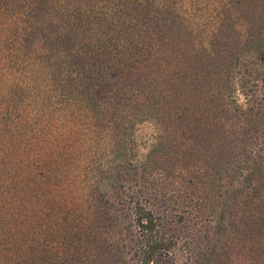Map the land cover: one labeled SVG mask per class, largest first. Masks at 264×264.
Returning <instances> with one entry per match:
<instances>
[{
  "label": "trees",
  "instance_id": "1",
  "mask_svg": "<svg viewBox=\"0 0 264 264\" xmlns=\"http://www.w3.org/2000/svg\"><path fill=\"white\" fill-rule=\"evenodd\" d=\"M135 1L152 13L125 16L123 0H0V186L18 191L16 204L32 195L41 206L37 219H44L40 208L55 219L39 225L40 255L58 249L53 258L66 256L62 248L77 236L61 219H80V247L103 262L157 264L173 255L174 264H199L203 258L196 213L180 200L192 167L173 160V144L164 140L192 115L188 95L170 94L188 78L168 66L142 74L136 56L160 55L151 26L175 8L167 0ZM137 36L145 48L132 42ZM144 122L160 133L146 154L136 141ZM251 150L264 171V136ZM78 173L80 199L71 191ZM253 183L245 178L235 190L230 206H238L237 214L259 207L264 190Z\"/></svg>",
  "mask_w": 264,
  "mask_h": 264
},
{
  "label": "rangeland",
  "instance_id": "2",
  "mask_svg": "<svg viewBox=\"0 0 264 264\" xmlns=\"http://www.w3.org/2000/svg\"><path fill=\"white\" fill-rule=\"evenodd\" d=\"M122 4L125 16L152 13L150 6L135 0H123ZM167 4L175 8L171 10L174 14L165 12L163 21L157 27L151 26L155 29L154 41L162 45L160 55L154 57L148 51L136 56L143 63L142 74L168 66L180 78H188L186 84L173 85L170 94L188 95L192 115L182 119L183 126L177 122V134L171 138L164 134V140L170 139L173 144L174 148H168L173 160L192 167L180 200L184 209L195 211L199 223L195 231L203 254L199 264L209 263L215 242L216 253L210 264H264V196L259 199L261 206L246 208L243 216L237 214L238 206H230L236 202L234 192L245 178L264 190V171L257 168L262 160L251 150L264 136V0H167ZM132 42L145 48L138 36ZM181 111L184 117L186 112L182 108ZM76 120L77 129L83 131L80 117ZM99 129L95 130L97 135L104 132L102 127ZM158 134L152 123L138 126L136 141L140 153L149 152ZM198 169L204 172L199 173ZM74 180L71 191L73 197L80 199L79 173ZM10 188L0 186L2 259L9 264H111L99 260L93 252L85 254L89 249L86 246L80 247V219H61L66 232L77 236L71 247L62 248L66 249V256L53 258L58 249L38 254L35 236L39 225L55 219H49L42 208L40 215L44 219H37L41 206L31 200L32 195L16 204L13 197L18 191ZM43 202L39 204L45 205ZM225 215L227 228L221 230ZM175 261L173 255L161 256L156 263Z\"/></svg>",
  "mask_w": 264,
  "mask_h": 264
}]
</instances>
